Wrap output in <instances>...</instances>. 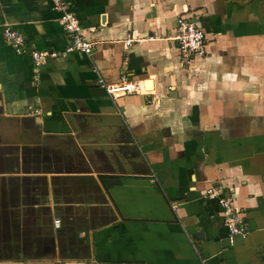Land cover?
<instances>
[{
	"label": "crops",
	"instance_id": "crops-1",
	"mask_svg": "<svg viewBox=\"0 0 264 264\" xmlns=\"http://www.w3.org/2000/svg\"><path fill=\"white\" fill-rule=\"evenodd\" d=\"M67 3L89 55H61L49 0H0V264H264V0ZM178 17L203 56L179 52ZM5 28L58 55L34 66ZM121 77L146 91L99 86Z\"/></svg>",
	"mask_w": 264,
	"mask_h": 264
},
{
	"label": "built area",
	"instance_id": "built-area-1",
	"mask_svg": "<svg viewBox=\"0 0 264 264\" xmlns=\"http://www.w3.org/2000/svg\"><path fill=\"white\" fill-rule=\"evenodd\" d=\"M51 7L59 14V23L69 38V44L61 52L62 56H66L72 52H80L89 55L92 49V43L88 41L82 32V26L76 16L69 10L67 0H49ZM2 38L8 44L16 55H29L34 66H39L47 57L54 58L58 54L56 52H38L27 51L26 43L22 35L18 32L5 28L2 31ZM172 39L176 42L177 48L182 55L201 57L206 52L208 41L204 32L192 21L183 17L176 19L175 32ZM143 39L128 38L124 41L125 46H131L134 42L139 43ZM99 86L109 96H118L120 94L143 93L142 82L131 81L125 77H121L120 81L115 84H108L102 79L98 80ZM214 190L208 189L205 195H213ZM224 227L228 232L229 239L234 236L245 237L247 226L241 217L240 210L234 205L233 197L230 194L222 195L217 198ZM59 221H54V226H58Z\"/></svg>",
	"mask_w": 264,
	"mask_h": 264
}]
</instances>
